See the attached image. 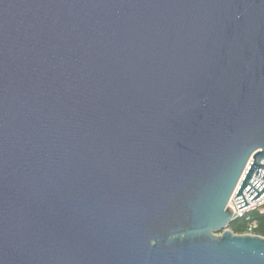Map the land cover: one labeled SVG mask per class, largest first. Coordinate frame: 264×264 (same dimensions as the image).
Returning <instances> with one entry per match:
<instances>
[{"label":"water","instance_id":"obj_1","mask_svg":"<svg viewBox=\"0 0 264 264\" xmlns=\"http://www.w3.org/2000/svg\"><path fill=\"white\" fill-rule=\"evenodd\" d=\"M264 0H0V264H264Z\"/></svg>","mask_w":264,"mask_h":264},{"label":"trees","instance_id":"obj_2","mask_svg":"<svg viewBox=\"0 0 264 264\" xmlns=\"http://www.w3.org/2000/svg\"><path fill=\"white\" fill-rule=\"evenodd\" d=\"M256 224L252 233L264 236V214L258 211H251L245 216L235 219L230 225L229 229L237 234H245L251 224Z\"/></svg>","mask_w":264,"mask_h":264},{"label":"built area","instance_id":"obj_3","mask_svg":"<svg viewBox=\"0 0 264 264\" xmlns=\"http://www.w3.org/2000/svg\"><path fill=\"white\" fill-rule=\"evenodd\" d=\"M262 163L264 164V161ZM253 179L264 182V179L256 177V176H253ZM236 192H237V190L234 192L233 196L231 197V199L229 201V206L233 210V216L235 219L243 217L251 211H258L259 213L264 214V194L260 198L251 201V199L248 196L246 189H244L243 192H244V194H245L250 205L240 209L235 198H234ZM254 227H256V224L255 223L251 224L246 233L247 234L252 233Z\"/></svg>","mask_w":264,"mask_h":264},{"label":"rangeland","instance_id":"obj_4","mask_svg":"<svg viewBox=\"0 0 264 264\" xmlns=\"http://www.w3.org/2000/svg\"><path fill=\"white\" fill-rule=\"evenodd\" d=\"M250 234H253V233H250Z\"/></svg>","mask_w":264,"mask_h":264}]
</instances>
